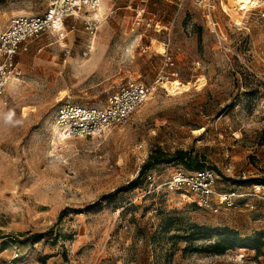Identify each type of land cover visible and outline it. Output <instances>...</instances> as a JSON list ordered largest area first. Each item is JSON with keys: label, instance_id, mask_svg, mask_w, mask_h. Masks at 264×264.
I'll return each instance as SVG.
<instances>
[{"label": "rangeland", "instance_id": "rangeland-1", "mask_svg": "<svg viewBox=\"0 0 264 264\" xmlns=\"http://www.w3.org/2000/svg\"><path fill=\"white\" fill-rule=\"evenodd\" d=\"M62 1L0 0V35ZM252 1L261 7L238 17L233 0H99L19 54L0 101V238L18 237L16 264H264V202L253 193L264 187V0ZM157 78L150 100L108 134L53 132L59 105L105 108L119 88ZM175 80L187 90L172 96L163 84ZM176 152L197 161L167 163ZM152 154L166 163L139 179ZM202 170L216 174L218 194L250 196L204 208L169 187L177 172ZM195 226L263 245L216 255L211 242L186 240Z\"/></svg>", "mask_w": 264, "mask_h": 264}, {"label": "built area", "instance_id": "built-area-1", "mask_svg": "<svg viewBox=\"0 0 264 264\" xmlns=\"http://www.w3.org/2000/svg\"><path fill=\"white\" fill-rule=\"evenodd\" d=\"M142 2L147 4L149 0H142ZM98 6L99 0L62 1L42 17H22L11 22L0 35V101L4 105L8 104L5 99L6 90L18 76L17 57L21 52L28 51L29 43L47 32L63 34L66 31L65 23L68 17L78 19L82 11L87 8L93 11ZM138 13L139 16L144 15L145 8H141ZM141 21L142 19L138 21L139 25ZM151 23L152 18H148L149 27ZM98 25V20L89 18L85 20V28L91 35L95 34ZM161 83L162 78H157L149 84L140 81L123 86L111 94L105 108L63 103L55 112L52 130L62 138L102 137L127 122L150 100ZM216 183L217 176L211 170L193 173L177 172L169 183V187L188 189L199 196L204 208H211L215 197H218L226 206L232 207L239 197L250 196L241 194L239 190L220 195L216 191ZM253 193L264 202V187L257 186ZM3 243L8 245L7 257L4 256ZM23 256L18 237L7 235L0 238V264H16Z\"/></svg>", "mask_w": 264, "mask_h": 264}, {"label": "trees", "instance_id": "trees-1", "mask_svg": "<svg viewBox=\"0 0 264 264\" xmlns=\"http://www.w3.org/2000/svg\"><path fill=\"white\" fill-rule=\"evenodd\" d=\"M175 155L176 156L173 158L174 160L167 163H172L179 159L182 163L191 165L194 161H197L196 159H193L187 152H176ZM165 161L166 158L159 157L158 154H152L149 156L147 162L143 165L138 178L140 179L144 176V173L149 169L151 164L166 163ZM196 167L200 166L197 164ZM62 216L63 212L59 219H61ZM37 237H42V235H38ZM185 237L188 242L199 240L211 242V244L207 246L206 249L216 255H223L230 250H235L236 248L240 247L257 249L258 245H263L262 237L255 236L253 238L241 239L237 232L229 228L211 229L205 226H195Z\"/></svg>", "mask_w": 264, "mask_h": 264}, {"label": "bare ground", "instance_id": "bare-ground-1", "mask_svg": "<svg viewBox=\"0 0 264 264\" xmlns=\"http://www.w3.org/2000/svg\"><path fill=\"white\" fill-rule=\"evenodd\" d=\"M235 6L238 8V17H243L247 14L251 9L261 7L260 1H252V0H233ZM234 9V8H233ZM236 12V13H237ZM235 13V14H236ZM237 15V14H236ZM165 50H163L164 52ZM165 53V52H164ZM204 84L202 82H197L195 87L200 88ZM163 88L167 90L169 95L175 96L178 94H182L187 90V87L184 84H181L178 81H169L163 84ZM61 140V139H60Z\"/></svg>", "mask_w": 264, "mask_h": 264}, {"label": "crops", "instance_id": "crops-1", "mask_svg": "<svg viewBox=\"0 0 264 264\" xmlns=\"http://www.w3.org/2000/svg\"><path fill=\"white\" fill-rule=\"evenodd\" d=\"M6 245H4L3 247H5Z\"/></svg>", "mask_w": 264, "mask_h": 264}]
</instances>
